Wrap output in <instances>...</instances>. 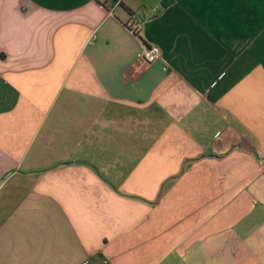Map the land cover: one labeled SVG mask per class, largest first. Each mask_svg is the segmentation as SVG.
<instances>
[{"label": "crops", "instance_id": "crops-1", "mask_svg": "<svg viewBox=\"0 0 264 264\" xmlns=\"http://www.w3.org/2000/svg\"><path fill=\"white\" fill-rule=\"evenodd\" d=\"M0 264H264V0H0Z\"/></svg>", "mask_w": 264, "mask_h": 264}, {"label": "built area", "instance_id": "built-area-1", "mask_svg": "<svg viewBox=\"0 0 264 264\" xmlns=\"http://www.w3.org/2000/svg\"><path fill=\"white\" fill-rule=\"evenodd\" d=\"M108 2V5L110 6V10L112 11L113 9L121 6L123 0H105ZM132 18V23L129 26L130 31L133 34H138L139 30L141 29L143 25V18L141 13L134 12L131 14ZM161 54L160 48L156 45H151L148 47H145L141 53L140 58L144 62H152L155 59H157Z\"/></svg>", "mask_w": 264, "mask_h": 264}]
</instances>
